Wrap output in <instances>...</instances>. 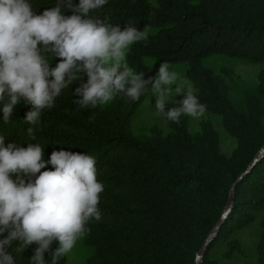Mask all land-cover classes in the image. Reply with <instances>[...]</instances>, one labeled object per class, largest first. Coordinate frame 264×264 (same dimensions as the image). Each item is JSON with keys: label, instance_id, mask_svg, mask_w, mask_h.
<instances>
[{"label": "trees", "instance_id": "trees-1", "mask_svg": "<svg viewBox=\"0 0 264 264\" xmlns=\"http://www.w3.org/2000/svg\"><path fill=\"white\" fill-rule=\"evenodd\" d=\"M30 3L36 14H42L57 0ZM89 15L107 18L122 30L128 22L138 29L156 27L147 41L130 46L126 62L145 78L155 75L144 62L146 56L168 64L187 62V77L199 90V102L221 116L226 131L237 140L235 149L229 155L222 150L211 120H203L200 131L191 133L186 115L179 124L168 120L167 134L153 125L149 133L135 135L132 119L150 87L137 101L118 94L107 105L78 109L75 89L87 82L86 73L62 90L54 107L43 110L35 125L24 120L31 105L23 100L5 123L0 102V135L5 145L16 142L27 147L38 142L44 160L61 149L95 157L97 178L105 190L98 205L101 219L86 225L84 242L95 247L87 264H195L198 250L222 216L231 185L242 175L202 263L219 264L212 251L220 242H228L226 256L232 258L241 251L234 234L264 212V154L255 159L264 145V69L250 82L231 65L223 64L217 71L205 59L229 57L263 64L264 0H108ZM45 55L50 68L59 62V57ZM29 127L36 140L28 136ZM51 168L49 164L41 171ZM261 226L257 262L240 264H264V215ZM18 243L8 249L15 264H31L38 245L33 243L17 254ZM58 246L53 241L52 250ZM50 259L51 253L45 252L47 264ZM66 260L67 255L58 264Z\"/></svg>", "mask_w": 264, "mask_h": 264}, {"label": "clouds", "instance_id": "clouds-1", "mask_svg": "<svg viewBox=\"0 0 264 264\" xmlns=\"http://www.w3.org/2000/svg\"><path fill=\"white\" fill-rule=\"evenodd\" d=\"M107 2L57 0L55 7L36 14L30 0H0V102L5 123L23 100L31 105L25 122L37 124L43 110L54 107L62 90L82 73L88 79L75 89L78 109L107 105L118 94L137 101L150 87L157 113L169 121L179 124L182 115L203 116L206 108L196 95L199 90L170 71L168 62H161L147 78L128 65L130 46L148 39L147 25L139 30L128 22L122 30L107 18L89 15ZM62 9L73 14L66 16ZM48 53L60 58L55 67L50 68ZM173 85L175 97L182 94V99L174 98L176 106L166 109ZM27 133L36 140L32 127ZM43 156L38 142L5 145L0 135V235L7 233L0 239V264H15L8 251L14 241L19 242L17 254L38 245L31 264H47L45 252L51 253V264H58L85 235L87 223L101 219L98 205L105 189L97 178L95 157L63 149L53 151L48 160ZM49 164L51 169L41 171ZM53 241L59 242L54 251Z\"/></svg>", "mask_w": 264, "mask_h": 264}, {"label": "rangeland", "instance_id": "rangeland-1", "mask_svg": "<svg viewBox=\"0 0 264 264\" xmlns=\"http://www.w3.org/2000/svg\"><path fill=\"white\" fill-rule=\"evenodd\" d=\"M147 30L148 34H150L155 32L157 28L149 27ZM144 62L150 66L155 73L161 63L158 58L152 56H146L144 58ZM205 63L214 67L217 71H219L220 66L223 64L231 65L237 74L250 82L256 81L258 73L264 69V63L254 64L247 60L229 57L207 58L205 59ZM187 68V62L169 64L170 71H175L182 80L189 81L193 86V83L187 77ZM175 95V85H173L169 104L166 105V109L176 106L175 104H172L174 98L176 100L182 99V94H178L176 97ZM205 119L211 120L214 127L219 132L222 150L228 155L231 154L237 145V140L226 131L222 124L220 115L205 110L203 116L199 118L189 117L190 132L196 133L200 131L201 123ZM153 125L159 126L163 130L164 134L171 131L166 116L157 113L155 108V97H153V93L150 90L146 99L140 104L133 116L132 131L135 135H144L150 132V128ZM263 215L264 212L258 213L257 220L252 225L234 234L233 238L238 240L240 243L241 251L236 252L232 258L226 256L228 242L218 243L212 251V257L216 260V262L219 264H240L246 261L256 263L258 257V244L262 233L261 220ZM94 250L95 247L93 245L84 242L83 236L77 240L75 247L67 254L66 264H87V260L94 253Z\"/></svg>", "mask_w": 264, "mask_h": 264}, {"label": "water", "instance_id": "water-1", "mask_svg": "<svg viewBox=\"0 0 264 264\" xmlns=\"http://www.w3.org/2000/svg\"><path fill=\"white\" fill-rule=\"evenodd\" d=\"M264 154V145L262 146V148L260 149V151L258 152L257 156L255 159H259L262 155ZM242 175H240L231 185L230 189H229V198L226 202V205L224 207L222 216L220 218V220L217 222V224L213 227V229L211 230L210 234L207 236L206 240L203 242V244L201 245L200 249L198 250L197 254H196V258H195V264H203L202 263V257L203 254L207 251V247L210 244V242L215 238V236L218 233L219 227L221 226L224 218L226 217V215L228 214L230 208H231V204H232V197H233V193H234V189L236 184L238 183L239 179L241 178Z\"/></svg>", "mask_w": 264, "mask_h": 264}]
</instances>
